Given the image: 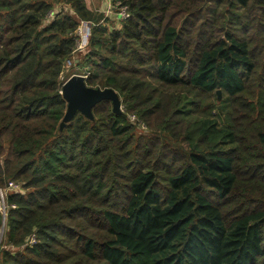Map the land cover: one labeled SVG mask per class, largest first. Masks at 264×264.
Returning <instances> with one entry per match:
<instances>
[{
    "label": "trees",
    "instance_id": "obj_1",
    "mask_svg": "<svg viewBox=\"0 0 264 264\" xmlns=\"http://www.w3.org/2000/svg\"><path fill=\"white\" fill-rule=\"evenodd\" d=\"M117 5L0 0V264H264V0Z\"/></svg>",
    "mask_w": 264,
    "mask_h": 264
},
{
    "label": "water",
    "instance_id": "obj_2",
    "mask_svg": "<svg viewBox=\"0 0 264 264\" xmlns=\"http://www.w3.org/2000/svg\"><path fill=\"white\" fill-rule=\"evenodd\" d=\"M61 95L67 103L63 123L70 122L76 113L91 118V110L102 101L110 100L114 110L121 113V103L118 95L112 90H100L87 87L85 78L78 75L71 76L63 85ZM217 99H221V92L217 91Z\"/></svg>",
    "mask_w": 264,
    "mask_h": 264
},
{
    "label": "rangeland",
    "instance_id": "obj_3",
    "mask_svg": "<svg viewBox=\"0 0 264 264\" xmlns=\"http://www.w3.org/2000/svg\"><path fill=\"white\" fill-rule=\"evenodd\" d=\"M86 2L89 4L91 9H94L97 12H99L98 9H100L103 11L102 13L105 17L108 18L109 16H113L114 20H116V13L117 12L111 8L112 0H86ZM114 20H110V21H114ZM116 23H118L117 20H116ZM78 28H79V35L84 37L83 38L84 39L83 44L79 40L80 45H81L80 46L81 50H78V51H85L87 49L88 38L90 37L91 25L89 23H86V22H81ZM67 67H68L67 71H65L63 76H62L63 80L66 79L67 77L70 78L73 75H78L77 69H69L71 67V63ZM78 76H82V75H78ZM3 216H5V215H3Z\"/></svg>",
    "mask_w": 264,
    "mask_h": 264
},
{
    "label": "built area",
    "instance_id": "obj_4",
    "mask_svg": "<svg viewBox=\"0 0 264 264\" xmlns=\"http://www.w3.org/2000/svg\"><path fill=\"white\" fill-rule=\"evenodd\" d=\"M117 6H118V8H117V13H116V18L119 21L127 19L129 17L127 8L123 7V6H120V5H117ZM111 8H112V2H111ZM77 36H78V39H77V44H76V50L78 51V50H81L80 49L81 45H80L79 40L82 42V44H83V41H84V39H83L84 37L79 35V28L77 29ZM83 77L86 78V76H83ZM121 110H122V107H121ZM131 120L134 121V118L131 117ZM19 187L20 186L18 184H15L14 182H9L6 185V187H4L3 189H0V213L2 215H5V210H6L5 199H6L7 195H8V193L19 191Z\"/></svg>",
    "mask_w": 264,
    "mask_h": 264
},
{
    "label": "crops",
    "instance_id": "obj_5",
    "mask_svg": "<svg viewBox=\"0 0 264 264\" xmlns=\"http://www.w3.org/2000/svg\"><path fill=\"white\" fill-rule=\"evenodd\" d=\"M98 10H99L100 13L103 12V11L100 10V9H98ZM108 18H109L110 20H114L113 16H109ZM116 20L119 22V20H118L117 18H116ZM116 20H114V22H115L116 27H118V26H119V23H116Z\"/></svg>",
    "mask_w": 264,
    "mask_h": 264
}]
</instances>
